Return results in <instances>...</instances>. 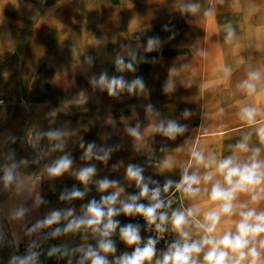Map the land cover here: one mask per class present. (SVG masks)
<instances>
[{"label":"rangeland","instance_id":"obj_1","mask_svg":"<svg viewBox=\"0 0 264 264\" xmlns=\"http://www.w3.org/2000/svg\"><path fill=\"white\" fill-rule=\"evenodd\" d=\"M241 1L0 0V163L4 162V154L9 150L15 151L17 159H33L30 155L25 156L29 153L25 146L29 128L59 129L68 141L65 151L71 153L73 169L94 165L97 170L85 197L71 202L80 214L82 205L92 199L100 201L101 196L115 190L100 192L95 183L99 179L119 180V186L124 188L122 199L139 191L134 182L126 179L125 169L129 163L141 165L146 177L151 176L163 185L169 172L161 169L162 161L168 156L173 157L178 165L177 173H180L190 157L195 138H200L198 150L206 156L215 155L221 159L232 155L234 145L250 134V147H261L260 158L264 159V146L256 136V129L264 126V119L248 125L239 117L242 107L251 106L258 109L256 119L264 118V98L259 91V82L251 96L240 87L248 73L257 69L247 67L244 60L248 59V53L242 51L240 39L233 37L228 42L224 35L226 25H240L241 13H248V5ZM185 2L197 3L199 11L183 14L180 8ZM207 9L212 10V15H204ZM165 25L170 31L164 30ZM151 36L159 37L163 44L159 50L148 52L146 41ZM129 44L137 49V59L143 57L144 60L137 63L134 73L117 72L115 57L125 52L124 45ZM87 57L93 58L92 63H88ZM225 68L230 72L226 73ZM102 72H107L109 77L122 75L129 81L141 77L146 91L135 94L124 91L119 97H109L106 90L89 84L90 77H99ZM165 87L171 91L164 92ZM82 92L88 97L86 104L68 103ZM149 103L160 112L159 117L145 110ZM186 108L192 113L187 119L182 115ZM159 119H175L186 124L188 130L176 140H168L150 131ZM137 121L142 122L141 131L144 132L139 150L126 132L127 127L135 126ZM238 124L243 126L235 128ZM221 128L223 132L219 133ZM3 134L14 135L16 142H5ZM81 139L94 142L98 149L112 148L110 158L106 162L81 160L84 151L79 147ZM40 143L48 154L44 156V162L41 161L43 164H29L22 169L33 176V197L26 202L31 205L35 193L41 195V188L48 189L50 199L65 187L76 185L84 190L85 186L70 173L58 178L47 176L45 165L63 153L48 150L51 142L46 138ZM162 144L165 146L163 152L160 151ZM250 154L242 153L241 160ZM118 163L119 168L114 169L113 165ZM189 171L202 176L210 170L192 163ZM169 179L179 181L176 177ZM216 180L222 181V177L217 175L212 182L202 183L200 194L191 199L174 187L168 193H162L166 197L175 192L166 199L171 200V206L161 211H167L171 216L173 210L192 207L204 214L216 207L209 199L211 183ZM19 200L20 197L11 193L0 194V226L6 239L14 241L13 234H18V254H23L21 248L29 237L23 234L19 224L2 219ZM141 202L148 203L146 199ZM235 203L264 210V200L253 204L248 193L239 194ZM47 213L44 205L33 208L26 222L30 225ZM116 219L121 224H140L136 216L121 214ZM238 219V215L223 217L217 234L234 231ZM166 227L170 240L167 245L157 246L158 256L178 238L170 223ZM190 229L191 225L186 228ZM141 235L145 239L150 236L145 231ZM113 239L117 252L127 246L118 233ZM53 240L48 241L53 244ZM43 242V245L51 246ZM109 259H112L111 255Z\"/></svg>","mask_w":264,"mask_h":264},{"label":"clouds","instance_id":"obj_2","mask_svg":"<svg viewBox=\"0 0 264 264\" xmlns=\"http://www.w3.org/2000/svg\"><path fill=\"white\" fill-rule=\"evenodd\" d=\"M180 11L183 14H196L199 11V5L185 2L181 5ZM204 15H212V10L207 9ZM164 30L170 31L167 25L164 26ZM226 31V40L231 42L235 34L234 30L231 26H226ZM174 35L175 33L173 37ZM162 44L159 37H148L145 50L148 52L159 50ZM124 48L125 52L115 57L116 70L117 72L134 73L137 70V63L143 61L144 58L137 59V49L132 45H124ZM87 61L92 63L93 58L87 57ZM224 71L229 73L230 69L225 68ZM260 80L261 72L251 71L240 87L251 96L256 92L257 82ZM89 84L94 88L99 87L106 90L109 97H119L124 91L129 94L146 91V84L141 77L129 81L122 75L109 77L107 72H102L99 77H90ZM163 91L168 92L171 89L165 87ZM87 101L88 97L82 92L79 97L68 103L84 105ZM145 110L154 117L160 116V112L151 103L145 106ZM182 115L186 119L189 118L192 115L191 110L184 109ZM257 115L258 109L251 106L242 107L239 113L240 119L248 125L256 123ZM141 127L142 122L137 121L135 126H129L126 129L137 150L142 147L144 141V132L141 131ZM187 130L186 124H181L175 119H159L150 129L152 133L172 141ZM3 135L6 136L5 142H16L17 138L14 135ZM256 136L260 145L264 146V126L256 129ZM45 138L51 142L47 146L48 150L63 153L45 165L47 176L58 178L70 173L81 185L85 186L84 190L76 185L71 188L65 187L59 195L60 201L71 203L82 200L86 195L87 186L96 175L97 170L94 165L73 169L74 161L71 153L65 151L68 141L56 128L38 130L27 138L26 143L37 149L32 160L17 159L14 150H9L4 154V162L0 163V194L11 193L20 197V200L4 214L2 219L19 224L25 236L37 237L29 240L23 254H18L19 237L13 234V242L17 245V250L10 256L7 264H41L42 242L70 233H83L84 240L92 239L95 243H83L75 247L65 243L51 245L47 249L48 257L67 258V264H73V258H76L75 264H264V210L258 211L256 207L235 203L241 193L250 194L253 204H259L261 200H264V159L260 158L262 149L261 147H250V134L245 135L234 145L232 155L221 159L215 155L206 156L202 150L192 148L191 161L184 167L179 181L166 179L163 185L151 176L146 177L141 165L129 163L125 169V176L128 181L135 183L136 188L139 189L138 192L122 199L121 193L124 188L119 186L120 181L105 177L95 181L99 191L115 190L108 195L101 196L100 201L92 199L86 205H82L80 214L76 213L74 207L54 208L29 225L26 218L32 209L46 204L47 201L36 192L31 205L26 202L28 198L33 197V176L24 173L22 169L27 168L29 164L39 163L47 155L46 149L40 147L41 140ZM79 147L84 150L81 160L95 159L106 162L113 151L112 148L98 149L94 142H85L83 139L80 140ZM160 151H165L163 144ZM242 153L251 154L247 156V159L241 160ZM148 158L151 159V156ZM192 163L210 171H206L202 176L197 172H190ZM119 166L118 163L113 165V168L117 169ZM160 167L162 170L173 169L175 167L174 158L166 157ZM217 175L222 177V181L216 180L211 183L209 192V199L216 204V207L205 212L202 221L194 219L199 214V210L192 207L173 210L171 216L167 211H161L171 206V200L163 198L162 193H168L174 187L184 197L195 198L201 192L199 186L202 183L212 182L214 176ZM144 199L148 203L141 202ZM121 214L126 217H143L149 226L154 225L155 232L159 234L165 233L168 230L166 225L170 223L172 231L176 232L179 238L158 256L156 245L162 235L148 236L145 239L141 235L140 224H121V221L116 219ZM233 215L239 216L235 222V230L217 234L222 218ZM191 224H195L197 229L202 230L203 235L199 239H192L191 233L186 230ZM45 229L51 230L44 232ZM117 233L119 239L131 247L130 252L124 251L120 255H114L117 253V244L113 236ZM6 242V234L0 226V248H3ZM201 254H203L202 260L200 259ZM110 255L112 259H109Z\"/></svg>","mask_w":264,"mask_h":264},{"label":"crops","instance_id":"obj_3","mask_svg":"<svg viewBox=\"0 0 264 264\" xmlns=\"http://www.w3.org/2000/svg\"><path fill=\"white\" fill-rule=\"evenodd\" d=\"M241 3L243 5H248V13L246 12L241 13L240 19L242 20V22L240 23V25L238 24L234 25L231 23L226 26H231V28L234 30V33H235L233 37L235 38L238 37V40L240 39L242 51L248 53V59L244 60L245 62H247V67L248 68L252 67L253 69H257L253 71L261 72V80L259 81V87H260L259 91L261 92V94H263V98H264V0H242ZM234 18L237 19V17H234ZM224 31H225L224 35L226 37L227 31L226 29ZM25 103H26L25 100H23L22 104L25 105ZM22 107H25V106H22ZM21 113L24 114L23 110H21ZM262 119L264 118L263 117L258 118L256 119V122ZM242 126L243 124H238L236 125L235 128H240ZM36 131L38 130L35 128H29L28 132H26L25 140H27V138L31 136L32 134H34ZM219 131H220L219 133L223 132L222 128ZM199 142H200V138H195L193 141L192 148L197 149ZM25 146L29 152L28 154L26 153L25 156L30 155L34 158L36 155L37 149L32 148L26 142H25ZM40 147L42 148L41 143H40ZM42 160L44 162V157L40 160V164L41 163L43 164V162H41ZM190 161H191V157L188 158L186 165H188ZM39 169L41 171V166H39ZM167 171L169 172L166 177L167 179H169L170 177H176L178 180L180 179L182 171L180 173H177L178 165L176 162H175V167ZM68 188H71V187H68ZM39 191L41 192V195L44 196L45 200L47 201V203L44 204V208L47 210V212L54 208H63L64 206L66 208L67 207L75 208V205H73L72 203L62 202L59 200V195L61 192H58V194L54 195V197L50 199L47 196L49 194L48 189L45 188L44 191L43 189H39ZM185 201H186V198H185ZM194 219L202 221L203 214L201 210H199V214ZM141 223H144V225H146L145 223L147 222L143 220ZM189 232L191 233L192 239H199L200 236L203 235L202 230L197 229L195 227V224H191V229L189 230ZM15 234L16 236H18L16 232ZM83 235H84L83 233H70L65 236L54 239L52 242L53 244H50L48 240L46 243L49 245H58L61 243H65L72 247H75L73 246L75 245L74 242H76L77 244L92 243L89 240H84ZM6 241L7 242L5 246L3 248H0V252L2 253V255L0 256V264L7 263L10 256L16 253V250H17V245L11 240V238H7ZM131 250L132 249L129 246H126L125 248L122 247L120 248V251L115 253L114 255H120L124 251L130 252ZM73 260H76V258H73ZM46 263L47 264H67V258L57 259L55 257H48L46 259Z\"/></svg>","mask_w":264,"mask_h":264},{"label":"built area","instance_id":"obj_4","mask_svg":"<svg viewBox=\"0 0 264 264\" xmlns=\"http://www.w3.org/2000/svg\"><path fill=\"white\" fill-rule=\"evenodd\" d=\"M174 193L175 192L169 193L166 195V197H165V195H163V198L167 199L169 197H172ZM136 220L141 223L144 219L141 216H136ZM144 231L147 232L150 236H161L162 235V238L159 239L156 247L159 245H167L169 240H170L169 239V236H170L169 232L166 231L163 234H159V233L155 232L154 225L149 226V225H144V223H141V232H144ZM36 238L37 237L28 238V240L23 244V246L21 248L23 253L26 251V246H27L29 240L30 239H36ZM48 248H49V246H45L43 244L41 245V251H42V255L40 256L41 264H46V259L48 258V256H47V249Z\"/></svg>","mask_w":264,"mask_h":264},{"label":"bare ground","instance_id":"obj_5","mask_svg":"<svg viewBox=\"0 0 264 264\" xmlns=\"http://www.w3.org/2000/svg\"><path fill=\"white\" fill-rule=\"evenodd\" d=\"M43 183H44V182H43ZM41 189H42V188H41ZM43 191H44V189H43ZM46 242H47V241H44L43 243L47 244ZM48 245H49V244H48ZM73 263H75V260H73Z\"/></svg>","mask_w":264,"mask_h":264}]
</instances>
